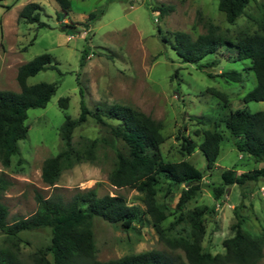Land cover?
Returning <instances> with one entry per match:
<instances>
[{"label":"rangeland","instance_id":"1","mask_svg":"<svg viewBox=\"0 0 264 264\" xmlns=\"http://www.w3.org/2000/svg\"><path fill=\"white\" fill-rule=\"evenodd\" d=\"M30 2L39 4L44 26L28 23L20 16L22 8ZM71 2L72 10L68 15L56 0H5L0 3V89L20 91L19 67L43 53L53 56L57 68L42 70L30 76L27 82L58 84L45 107L28 110V136L19 141L20 152L11 158L10 165H4L0 157V175L9 182L5 190H0V201L8 207L9 224L37 211L38 193L45 197L61 194L70 200L77 191L94 189L99 196L123 195L130 204L146 208L143 192L111 183L117 151H126V145L92 116L74 129L72 141L76 147L84 149L97 140L95 158L63 170L55 185L43 180L45 160L64 149L61 127L66 116L79 118L83 91L90 110L118 103L132 106L160 121L165 137L161 144L164 160H187L204 172L201 190L183 209L178 208V202L189 185H176L160 178L156 199L166 214L160 229L150 215L143 225L136 223L132 229L95 218L93 231L99 260L159 250L177 258V264H187L184 251L170 247L165 239L189 237L193 230L189 212L196 208L204 210V251L224 252L223 242L233 236V225L238 218L244 219V229L248 232L261 233L264 230V177L244 185H228L219 199L213 191V181L227 169L239 175L264 168V161L238 151L224 123L230 112L238 108L252 112L264 110V101L243 100L256 85L254 73L244 70L250 60L235 61L223 54L218 65L199 68L195 63L184 62L172 45L176 31L187 32L195 39L206 33L210 24L229 38L244 31L253 32L258 28L257 21L264 16V0H252L235 24L227 21L225 13L219 9V0ZM161 5H172L173 10L166 14L154 10ZM91 13L95 14L92 19ZM83 53L86 57L82 64ZM229 69L241 71L243 81H227L217 76ZM211 89L226 94L227 100ZM63 97H68L67 108L60 106ZM208 129L224 135L213 168L207 167L206 158L199 149L204 131ZM189 139L197 144L192 152L186 149ZM51 237L49 227L21 231L16 236L0 229V248L14 251L24 264H32L33 254L41 248L47 249ZM261 262L264 263V256Z\"/></svg>","mask_w":264,"mask_h":264},{"label":"trees","instance_id":"2","mask_svg":"<svg viewBox=\"0 0 264 264\" xmlns=\"http://www.w3.org/2000/svg\"><path fill=\"white\" fill-rule=\"evenodd\" d=\"M3 1L5 0H0V3ZM56 1L63 13L68 15L72 10L71 0ZM251 1L219 0V9L225 13L229 23L235 24L237 19L246 13ZM154 10L166 14L173 10V6L161 5ZM20 16L28 23L45 25L41 21L39 4L36 2L26 4ZM94 16V13L90 14L91 19ZM257 24L258 28L253 32L244 31L235 38L223 35L213 24H210L206 33L195 39L187 32L176 31L172 46L184 62L195 63L199 68L218 65L223 54L233 57L235 61L249 59L250 64L244 70L254 73L256 85L246 93L243 100L264 101V16ZM85 57L86 53H83L82 64ZM53 62L54 58L49 53L34 57L18 69L20 91L0 89V157L6 166H9L11 158L20 152L19 141L28 136V110L45 107L58 89L56 82L28 84L27 80L42 70L56 69L57 66ZM208 74L214 76L211 72ZM217 76L233 82H242L244 79L243 73L236 69L224 70ZM211 91L221 99L227 100L226 94L216 89ZM81 93L83 98L79 118L66 116L61 127L64 149L45 160L42 169L43 180L49 185H55L63 170L95 158L97 140H93L91 145L84 149L76 147L72 141L74 129L84 123L88 116H92L102 127L109 128L113 137L122 140L126 145V151H117V162L110 175L111 183L119 188L131 187L143 192L146 208L130 204L123 195L99 196L94 189L77 191L70 200H66L61 194L45 197L38 193L37 211L26 218L17 219L12 224L8 222V207L0 201V229L10 236H16L25 230L43 227L51 229L50 245L47 249L41 248L33 254L32 264H177V258L159 250L128 254L107 261L99 260L96 256L94 219L102 218L124 229H132L136 223L143 225L147 221V215H150L155 226L160 229L161 222L166 218L156 199V185L160 178L164 177L176 185H189L182 192L178 202V208L183 209L201 190L200 182L204 172L187 160H164L161 152V144L165 140L162 123L151 115L118 103L108 107L99 105L95 110H90L83 91ZM60 106L68 107V97L60 99ZM224 123L238 151L257 161H264V110L252 112L247 108H238L230 112ZM223 140L224 135L219 131H204V139L199 149L206 158L208 168L215 166ZM196 147L193 139L187 140L188 152H192ZM261 177H264V168L242 172L239 175L235 170L227 169L213 181L215 198L223 196L228 185H244L247 181H256ZM8 184V180L0 175V190H5ZM203 213L204 210L200 208L189 212L193 225L189 237L165 239L170 247L184 251L187 264H264L261 262L264 256V230L259 234L248 232L244 229L242 218H238L233 225V236L224 240V252L212 254L204 251ZM0 264L24 263L14 251L0 248Z\"/></svg>","mask_w":264,"mask_h":264}]
</instances>
